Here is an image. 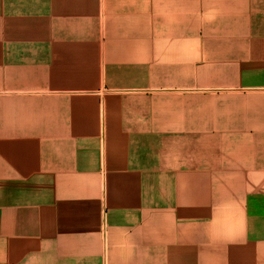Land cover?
<instances>
[{"label":"crops","instance_id":"0c3cea01","mask_svg":"<svg viewBox=\"0 0 264 264\" xmlns=\"http://www.w3.org/2000/svg\"><path fill=\"white\" fill-rule=\"evenodd\" d=\"M0 264H264V0H0Z\"/></svg>","mask_w":264,"mask_h":264}]
</instances>
